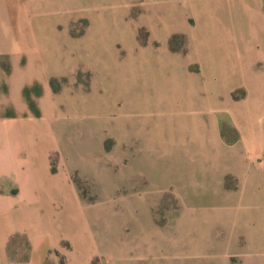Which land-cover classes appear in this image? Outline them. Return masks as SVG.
Listing matches in <instances>:
<instances>
[{"label": "rangeland", "instance_id": "1", "mask_svg": "<svg viewBox=\"0 0 264 264\" xmlns=\"http://www.w3.org/2000/svg\"><path fill=\"white\" fill-rule=\"evenodd\" d=\"M206 1L22 0L59 110L33 209L43 264H264V219L253 251L258 221L227 213L253 206L216 202L236 178L209 180L264 165V0L260 27L240 0Z\"/></svg>", "mask_w": 264, "mask_h": 264}, {"label": "crops", "instance_id": "2", "mask_svg": "<svg viewBox=\"0 0 264 264\" xmlns=\"http://www.w3.org/2000/svg\"><path fill=\"white\" fill-rule=\"evenodd\" d=\"M240 1V13L246 26L248 21H252L260 27V19H263L260 17V0ZM255 1L258 4L256 9L253 5L249 6V2ZM21 3L22 0H0V264H43L40 254L48 244L46 235L33 227V209L42 202L41 178L45 175L46 181L48 175L45 144L50 136L44 126L58 118L59 110L42 53L24 48L27 36ZM228 39L231 44L246 46L262 43L260 39L249 37ZM228 67L229 70H244L241 63ZM263 152L264 140L260 137V153ZM228 176L236 178V186L225 190L224 201L216 202L241 209V206H253L249 211L251 216H242L243 211L234 213L238 209L227 213L231 212L230 220L258 221L252 250L260 252V218L264 219V209H260L264 205V165L216 170L209 180L215 182L214 187L222 189ZM18 239L30 246V255L26 259L9 258L10 252H20L13 248L20 243Z\"/></svg>", "mask_w": 264, "mask_h": 264}]
</instances>
